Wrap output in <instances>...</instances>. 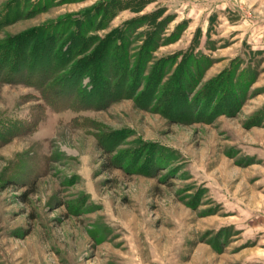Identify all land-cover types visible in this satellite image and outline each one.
<instances>
[{"label":"rangeland","instance_id":"1","mask_svg":"<svg viewBox=\"0 0 264 264\" xmlns=\"http://www.w3.org/2000/svg\"><path fill=\"white\" fill-rule=\"evenodd\" d=\"M0 20V264H264V0Z\"/></svg>","mask_w":264,"mask_h":264},{"label":"trees","instance_id":"2","mask_svg":"<svg viewBox=\"0 0 264 264\" xmlns=\"http://www.w3.org/2000/svg\"><path fill=\"white\" fill-rule=\"evenodd\" d=\"M0 23H1V20H0ZM53 33H54V30L52 31ZM81 41V40H80ZM80 44H82V42H80ZM92 71H89V73H87V75H90V79H92L94 82H98L99 81V83H101V82H103L104 81V75H102L101 73H99V72H97L96 74L95 73H92ZM103 79V80H102ZM102 80V81H101ZM95 83V84H96ZM104 88H106V87H104Z\"/></svg>","mask_w":264,"mask_h":264}]
</instances>
